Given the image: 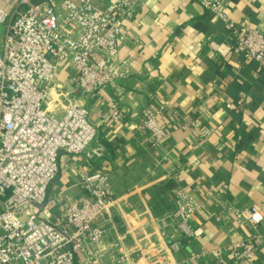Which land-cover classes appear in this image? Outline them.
Here are the masks:
<instances>
[{
  "label": "crops",
  "instance_id": "1",
  "mask_svg": "<svg viewBox=\"0 0 264 264\" xmlns=\"http://www.w3.org/2000/svg\"><path fill=\"white\" fill-rule=\"evenodd\" d=\"M228 12L237 30L264 34V0H231ZM123 35L119 60L130 61L133 75L95 99L81 97L98 134L86 153L61 154L42 216L52 219L79 199V175L105 171L118 232L136 231L127 248L157 253L153 264H209L210 257L193 261L192 254L227 250L250 232L232 217L215 216L230 207L264 209V71L243 58L231 32L199 0H145ZM58 79L69 89L71 70L62 67ZM112 100L126 111L123 122L102 121ZM61 108L59 101L54 114ZM148 111L168 132L158 144L136 129ZM179 182L199 206L191 225L203 234L190 243L171 225L164 242L181 244L171 252L158 223L174 211ZM254 264H264V250Z\"/></svg>",
  "mask_w": 264,
  "mask_h": 264
},
{
  "label": "built area",
  "instance_id": "2",
  "mask_svg": "<svg viewBox=\"0 0 264 264\" xmlns=\"http://www.w3.org/2000/svg\"><path fill=\"white\" fill-rule=\"evenodd\" d=\"M143 1L0 0V264H153L158 255L127 248L136 231L118 232L111 215L117 199L105 171L79 175V199L52 219L42 216L49 187L61 170V154L86 153L98 134L81 97L95 99L106 87L133 75L130 61L119 60L120 43L125 22L135 18ZM230 1L199 0L231 32L243 58L264 71V34L258 29L237 30L228 12ZM64 66L73 75L69 89L58 79ZM53 92L61 100L60 116L48 108ZM126 116L112 100L102 121L123 122ZM158 116L148 111L136 126L146 130L154 144L168 133ZM198 209L179 182L174 211L158 223L166 250L177 252L181 247L179 242H164L171 225L190 243L203 234L201 227L191 225ZM228 217L246 226L248 236L227 250L202 249L191 260L255 263L264 250V233L258 232L263 207H230L215 220Z\"/></svg>",
  "mask_w": 264,
  "mask_h": 264
},
{
  "label": "rangeland",
  "instance_id": "3",
  "mask_svg": "<svg viewBox=\"0 0 264 264\" xmlns=\"http://www.w3.org/2000/svg\"><path fill=\"white\" fill-rule=\"evenodd\" d=\"M10 7H11V6H9V7H5V9H6L7 12L10 11ZM53 98H54V100H50V101H49V102H50V103H49V106L51 105V110L49 109V111H50L51 113H54L55 106H56L57 102L61 101L60 98L56 95L55 92H53ZM48 108H50V107H48Z\"/></svg>",
  "mask_w": 264,
  "mask_h": 264
}]
</instances>
